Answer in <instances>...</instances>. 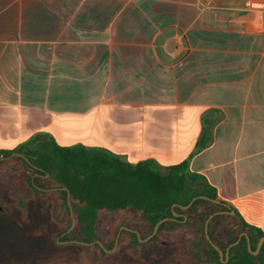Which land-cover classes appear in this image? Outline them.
Wrapping results in <instances>:
<instances>
[{"label":"crops","instance_id":"obj_1","mask_svg":"<svg viewBox=\"0 0 264 264\" xmlns=\"http://www.w3.org/2000/svg\"><path fill=\"white\" fill-rule=\"evenodd\" d=\"M41 132L190 159L264 230V0H0V149Z\"/></svg>","mask_w":264,"mask_h":264},{"label":"trees","instance_id":"obj_2","mask_svg":"<svg viewBox=\"0 0 264 264\" xmlns=\"http://www.w3.org/2000/svg\"><path fill=\"white\" fill-rule=\"evenodd\" d=\"M204 145L202 140L199 141L197 150ZM13 152L25 154L37 167L44 168H34L22 157L5 159L18 162L21 166L18 179L25 193H14V196L22 217H25L28 202L36 193L59 197L60 209L50 211L52 220L60 228L58 237L63 235L62 239L74 238L93 243L86 246L96 256L107 255L97 240L112 249L121 232V247L132 245L139 248L159 242L164 237H174L188 239L184 243L199 263L264 264V245L259 253L252 252L257 249L264 230L246 222L230 203L219 196L216 187L204 175L193 172L190 159L169 166H163L152 158L132 163L102 147L60 145L51 135L42 132L35 133L13 149H0V158ZM37 172L42 176L34 177ZM46 173L55 176L57 187H68L70 191L77 221L70 232H67L72 224L68 192L62 189L46 192L37 188H51L46 183ZM196 196L206 198H197L187 209L182 207ZM106 210L116 213L114 235L109 243L97 230L101 213ZM232 210L235 214L230 213ZM212 214L215 215L208 225L209 240L205 229ZM165 217L172 219L163 222L157 234L148 242H140L133 230H138L142 238H147ZM123 226L130 230H121ZM238 240L230 248L227 259V249ZM216 247L223 250V258Z\"/></svg>","mask_w":264,"mask_h":264},{"label":"rangeland","instance_id":"obj_3","mask_svg":"<svg viewBox=\"0 0 264 264\" xmlns=\"http://www.w3.org/2000/svg\"><path fill=\"white\" fill-rule=\"evenodd\" d=\"M20 173L18 162L0 163V264H207L195 261L184 243L188 239L174 237H164L139 248L118 245L115 252L100 256L86 245H62L57 241L60 228L50 213L52 209H60V198L36 193L29 200L23 218L14 196L25 193L18 179ZM46 179L49 186H58L51 173ZM115 219L116 213L111 210L101 213L97 230L107 243L114 235Z\"/></svg>","mask_w":264,"mask_h":264},{"label":"water","instance_id":"obj_4","mask_svg":"<svg viewBox=\"0 0 264 264\" xmlns=\"http://www.w3.org/2000/svg\"><path fill=\"white\" fill-rule=\"evenodd\" d=\"M16 156H17V157H22V158L26 159V160H27V161H28V162H29L34 168H38L34 163H32V162L30 161V159H29L25 154H23V153H21V152H13V153H12L11 155H9V156L1 157V158H0V162L3 161V160H5V159H10V158H13V157H16ZM38 169H39V168H38ZM36 176H41V174H39V173H35V176H34V177H36ZM47 176H49V173H46L45 177H47ZM37 188H38L39 190L46 191V192H50V191L55 190V189H62V190H66V191L68 192V195H67V201H68V204H69V207H70V213H71V218H72V224H71L70 228L67 230V232L72 231V230L75 228L77 221H76V218H75V215H74V210H73V206H72V202H71V194H70V191L68 190V187H51V188H42V187L37 186ZM197 198H206V196H196V197L193 198V200H192L189 204H187V205H185V206H182V207L185 208V209L189 208V207L192 205V203H193ZM218 213H222V212H218ZM230 213H231V214H235V211L232 210V211H230ZM175 215H177V214H175ZM214 215H215V214H212V215L209 217V219L207 220V222H206V229H205V230H206L207 238H208L209 240H210V236H209V231H208V225H209V222H210V220L213 218ZM169 219H172V218H170V217H165V218L161 219V220L156 224V226H155L154 231L152 232V234L149 235L147 238H142V237H141V234H140V232H139L138 230H133V231H134L135 233H137L140 242H142V243H146V242H148L150 239H152V238L157 234L158 229H159V226H160L163 222H165V221H167V220H169ZM122 229L130 230V228L125 227V226H123V227L121 228V230H122ZM120 235H121V232H119V234H118V236H117V238H116L115 245H114V247H113L112 249H108V248H106L105 245H104V243H103L102 241H100V240H97V243H99V244L102 246V248L105 249V251H106L107 253H113V252H115L116 249L118 248ZM72 241H73V242H76V243L83 244V245H90V244H93V243H88V242H83V241H78V240H72ZM210 242H212V241H210ZM238 242H239V240L236 241L235 243L231 244V246L227 249V252H226L227 259H228V256H229V250H230V248H231L233 245L237 244ZM263 243H264V236H263V237L261 238V240L259 241V244H258V246H257V249H256L255 251H252V252H253L254 254L259 253L260 250H261V248H262V246H263ZM216 248L220 251L221 258H223V256H224V252H223V250H220L218 247H216ZM249 248H251V244H249ZM250 250H251V249H250Z\"/></svg>","mask_w":264,"mask_h":264},{"label":"flooded vegetation","instance_id":"obj_5","mask_svg":"<svg viewBox=\"0 0 264 264\" xmlns=\"http://www.w3.org/2000/svg\"><path fill=\"white\" fill-rule=\"evenodd\" d=\"M37 173H39V172H37ZM39 174H41V173H39ZM41 176H42V174H41ZM62 236L57 238L58 242L61 243L62 245L68 244V243H70V244H75L76 243V242L72 241V240H76V239H64V238L62 239Z\"/></svg>","mask_w":264,"mask_h":264}]
</instances>
